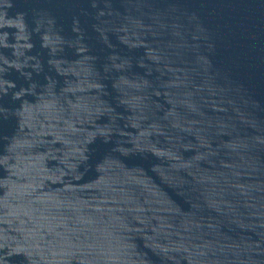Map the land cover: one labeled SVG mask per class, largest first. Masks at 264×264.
<instances>
[{
	"label": "water",
	"instance_id": "obj_1",
	"mask_svg": "<svg viewBox=\"0 0 264 264\" xmlns=\"http://www.w3.org/2000/svg\"><path fill=\"white\" fill-rule=\"evenodd\" d=\"M0 264H264V0H0Z\"/></svg>",
	"mask_w": 264,
	"mask_h": 264
}]
</instances>
